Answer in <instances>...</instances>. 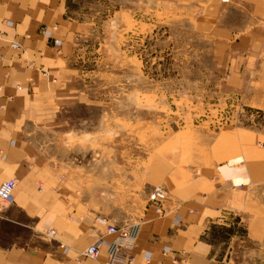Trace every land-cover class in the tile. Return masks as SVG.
<instances>
[{"label":"crops","instance_id":"0c3cea01","mask_svg":"<svg viewBox=\"0 0 264 264\" xmlns=\"http://www.w3.org/2000/svg\"><path fill=\"white\" fill-rule=\"evenodd\" d=\"M215 1L208 7L212 60L221 62L215 91L230 109L264 119V0ZM64 7V0H0V183L17 179L14 201L0 206V264H106L107 225L136 220L137 264L146 252L152 264H175L173 257L236 264L215 254L207 235L250 205L249 218L264 219L251 198L264 186V125L206 126L149 157L139 143L137 150L119 140L98 144L95 96L84 79L78 88L59 54ZM154 185L169 191L162 214L148 201ZM98 239L99 256H81Z\"/></svg>","mask_w":264,"mask_h":264},{"label":"rangeland","instance_id":"374dc122","mask_svg":"<svg viewBox=\"0 0 264 264\" xmlns=\"http://www.w3.org/2000/svg\"><path fill=\"white\" fill-rule=\"evenodd\" d=\"M215 2L64 0L66 51L59 54L95 96L98 144L119 140L137 150L139 143L149 157L161 144L196 137L206 126L263 127L261 112L254 117V110L230 109L215 91L221 62L212 60L208 28ZM251 198L264 216V186ZM254 209L230 211L210 228L215 254L236 264H264V219L251 220Z\"/></svg>","mask_w":264,"mask_h":264},{"label":"built area","instance_id":"2783aa9c","mask_svg":"<svg viewBox=\"0 0 264 264\" xmlns=\"http://www.w3.org/2000/svg\"><path fill=\"white\" fill-rule=\"evenodd\" d=\"M45 33L48 34V31L45 29ZM55 43L59 44L60 41L58 39L54 40ZM16 47H19V44H15ZM59 50V48H58ZM29 65H32L31 63ZM43 73L47 75L49 71L44 70ZM20 88V86H18ZM17 186V179L15 177H11L8 180H5L0 183V206L5 207L11 205L14 201V189ZM38 189H41V184H38ZM168 188L161 185H154L148 195V201L150 204L156 206L158 213L162 214L163 209L161 207V201L167 198ZM140 223L138 220L132 221L130 223L121 224V226L116 224H108L106 227V233L112 235V238L107 242V261L106 264H137L134 260L133 256V248L137 241L138 230ZM55 235L54 229H49L46 231V236L52 237ZM101 243V239H98L90 245H88L81 253V256L87 258H97L99 256V244ZM162 253L164 255H169L172 251L169 246H165L162 248ZM186 253L185 250H182L178 256H184ZM144 264H152V254L150 252H146L143 255ZM79 261V259L77 258ZM172 261L175 264H179L182 259L178 257H173ZM162 264V263H160Z\"/></svg>","mask_w":264,"mask_h":264},{"label":"bare ground","instance_id":"6f19581e","mask_svg":"<svg viewBox=\"0 0 264 264\" xmlns=\"http://www.w3.org/2000/svg\"><path fill=\"white\" fill-rule=\"evenodd\" d=\"M92 259V258H91Z\"/></svg>","mask_w":264,"mask_h":264}]
</instances>
